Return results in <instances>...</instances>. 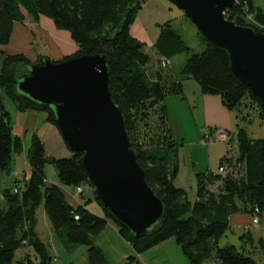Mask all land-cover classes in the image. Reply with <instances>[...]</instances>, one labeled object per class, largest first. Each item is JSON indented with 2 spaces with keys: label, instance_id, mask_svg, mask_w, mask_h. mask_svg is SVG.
I'll use <instances>...</instances> for the list:
<instances>
[{
  "label": "trees",
  "instance_id": "16d2710c",
  "mask_svg": "<svg viewBox=\"0 0 264 264\" xmlns=\"http://www.w3.org/2000/svg\"><path fill=\"white\" fill-rule=\"evenodd\" d=\"M145 1L0 0V45L10 42L15 22L24 21L26 14L36 22L46 16L57 28L68 30L78 46L75 53L58 62L89 54L107 57L111 97L124 117L131 148L145 171L148 185L167 208L165 221L160 227L152 229L146 236L134 237L129 228L116 221L102 204L84 166V153L73 151L63 138L71 156L58 158L49 155L43 140L33 133L28 150L31 170L24 186L17 192L15 184L5 189L0 186V264H14L16 252L27 245L39 257L38 264L53 263L49 247L37 233L40 205L44 206L54 230L62 235L67 249L77 245L88 247L89 264H110L105 250L95 242L110 220L116 223L121 237L138 253L174 237L188 264H264L245 252L242 246L239 249L233 244L222 246L219 243L229 228L231 215L241 210L237 197L244 198L246 212H251L255 206L264 210V137H251L237 123L241 151L238 158H234L233 153L230 158L226 157L227 154L222 158L221 166L228 163L226 171L228 169L230 173L226 176L213 171L197 174V201H191L188 192L175 184L180 170V143L173 136L165 98L169 94L182 93V85L177 78L168 82L159 68L156 74L147 71L153 57L146 51L145 42L131 34V26ZM249 14L264 23V12H255L252 0H238L235 7L226 11L227 18L235 23L259 31L248 18ZM199 34L206 47L201 52H194L180 32L167 22L161 26L154 44L156 54L160 60L170 62L174 55L189 52L181 77L196 80L206 94H219L224 105L232 111L241 112L242 105L253 107L252 104L256 103L264 116L260 99L233 71L229 54L215 47L200 31ZM44 58L40 55L33 62L24 54L4 56L0 71V173H10L13 155L23 151V142L13 131L10 107L19 111H44L46 120L59 129L49 108L34 103L16 90L18 65L42 64ZM248 99L250 103L245 102ZM236 118H240L239 113ZM47 163L56 167L63 185L73 186L75 190L83 188V204L72 205L61 185L48 183ZM243 171L245 176H242ZM216 180L222 184L220 194L208 188L209 182ZM1 195L5 196L4 199ZM91 201L98 202L104 216H98L86 207ZM245 237L250 236L245 233L240 238L244 240ZM257 243L264 249L263 239ZM25 259L29 260L26 257L16 262L22 264ZM133 259L129 257L128 264H133Z\"/></svg>",
  "mask_w": 264,
  "mask_h": 264
},
{
  "label": "water",
  "instance_id": "95a60500",
  "mask_svg": "<svg viewBox=\"0 0 264 264\" xmlns=\"http://www.w3.org/2000/svg\"><path fill=\"white\" fill-rule=\"evenodd\" d=\"M198 30L227 52L236 75L264 109V32L227 18L238 0H169ZM17 92L49 108L68 146L84 153V166L110 215L136 238L160 227L167 208L146 181L131 148L124 117L111 97L107 57L89 54L23 64Z\"/></svg>",
  "mask_w": 264,
  "mask_h": 264
},
{
  "label": "rangeland",
  "instance_id": "374dc122",
  "mask_svg": "<svg viewBox=\"0 0 264 264\" xmlns=\"http://www.w3.org/2000/svg\"><path fill=\"white\" fill-rule=\"evenodd\" d=\"M160 1L164 2L167 5L169 11L172 14V20L170 22L172 24V27L180 32L183 39L193 49L194 52L203 51L206 47V44L200 36L198 28L191 21V19L184 13L183 10L178 8L169 0ZM146 2L147 0L143 3V6L144 4H146ZM252 3L255 12L258 10L264 12V0H252ZM252 16L259 23H263L262 21L255 18L253 14ZM42 18V21H39L40 23L36 22L31 17L28 18L25 25L21 22V24L23 25V29H25V33H28L31 36V44H29V48L27 47L25 49V45L27 46V44L29 43V40L26 38L25 33H23L22 30H18L17 28L13 29V32L11 34V36L15 38L14 41L10 42L11 44L8 43L6 45H0V71L2 70L4 56L7 54H14V52H12V49L13 51H16L17 54H24L23 51H25L26 54L24 55L30 61H32V54L35 52L40 53L42 58L49 57L52 60L58 61L64 58L60 54L61 51L69 52L72 50V48H75L74 46H77V44L71 38V34L68 30L57 28L54 21L49 17L43 16ZM133 35L145 42L146 51L153 57L151 63L147 65V71L150 74H154L159 68V71L162 72V75L166 77V80L168 82H171V76H173V74H176L178 77L182 75V67L186 59L190 56L189 52L183 51L174 55L170 58L171 62L169 63L164 59H159V56L156 54L154 44L148 38L144 30L138 25H136L135 29H133ZM70 53H72V51ZM40 55L38 56V58L40 57ZM17 69V74H22L23 71H25L24 65H18ZM158 76H160V78H163V76L161 75ZM249 101L250 100L248 99V101L245 102L250 103ZM252 105L253 107H246V105H242V109L240 110L241 112H237L236 110L233 112H235V115L236 113H239L240 118L237 119V122L241 127H244L247 130L248 134L251 137L263 138L264 116L261 114V109L256 103ZM10 106H12L11 103ZM10 111L12 113L11 122H13L15 121L16 115L14 113L16 111L24 112L27 110L19 111L15 110L14 107H10ZM36 111L44 112L39 109ZM171 113L172 114L170 118L169 116L168 118L170 127L172 128L173 136L177 140V142L180 143L179 148L183 149L182 153L188 154L187 156L189 158H191L192 156L194 157L197 174L206 171H213L214 173H218L219 168L222 164V158L226 154L233 153L235 156L234 158H238L241 151L239 150V136L237 134V130L235 132L227 130L229 131V140L227 141L213 140V142H208L205 139L206 135H204L208 132H206V130H203L204 132L199 134L197 129L198 126H195L192 117L187 114L185 110H176L173 108V112ZM242 116H245L246 118L242 120ZM126 118V123L129 125L128 117L125 114V120ZM59 133L61 136V142L65 143L60 131ZM183 135H185L186 140H183ZM20 138L23 142V151L21 153L13 155L12 167L13 169H15V171H13L12 169L10 173H0L1 189L13 187V184H15L16 187L14 190L15 192H17L24 186L26 178L29 176L31 169L28 161V150L31 145L32 133H28L26 138L21 136ZM192 140H197L200 142L198 145L193 144L192 146ZM64 146V148L66 149L55 150L57 146L55 144L49 143L50 153L52 154L54 150V155H61L62 153H64V150H67V152H69L67 146ZM229 146L232 147V150L229 149ZM67 152H65V154H67ZM224 165L226 167L228 163L226 162ZM45 172L46 180L49 183H54L57 185L59 184L71 194L75 192L77 197H81L80 202H83L82 192L75 190V187L73 186H66L60 182L58 171L53 164L47 163L45 166ZM228 172L229 171L227 169V171H223L221 175L226 176L228 175ZM197 174H195V177H193V183L191 184L192 186H187L190 190L189 195L192 199L196 194L194 201H197L199 198L196 193L198 190V185L196 183ZM244 174L245 172L243 171L242 176ZM212 182H209L208 188L211 191H214L216 194H220V187H222L221 182L217 180L213 183ZM87 190H90V188H88ZM86 194L89 195L88 193ZM4 197L5 196L1 195V198L4 199ZM236 202L237 205L241 207V210L239 211H244L243 207L246 204L244 198L242 196H239L237 197ZM252 213L253 210L250 212L251 219ZM37 218V233L42 241H44L49 247L50 253L54 257L53 263L56 261L57 264H89L88 247L86 245H77L72 249H67L62 235L58 234L54 230L51 221L45 213L43 205H40L37 210ZM230 227L231 226L229 219L228 230L230 229ZM252 232L255 237L259 236L258 229L253 228ZM95 242L96 244L101 245V247L105 250L110 264H128L129 257L134 258L132 260L133 264H188V260L182 252L181 246L177 243L176 238L171 237L170 239L158 244L153 248L148 249L147 251H144L143 253H138L129 242L121 237V235L119 234L118 226L112 220L109 221L107 228L95 238ZM243 242L245 244L242 245V247L245 248V252L252 254V256H254L259 262L264 263V249L261 247V244H254L253 242H251L249 237H245ZM219 243L221 245H227L229 241L223 240L222 237ZM26 257L29 258V260L25 259V263L22 264H38L39 262V257L35 254L34 250L27 245L16 252L14 264H17L16 261L24 260V258ZM30 260L32 262H30Z\"/></svg>",
  "mask_w": 264,
  "mask_h": 264
},
{
  "label": "crops",
  "instance_id": "0c3cea01",
  "mask_svg": "<svg viewBox=\"0 0 264 264\" xmlns=\"http://www.w3.org/2000/svg\"><path fill=\"white\" fill-rule=\"evenodd\" d=\"M29 17L30 16L26 14L25 20L22 21L24 25ZM42 17L39 20L40 22L43 19ZM171 20H172V14L164 2H161L160 0H147L146 4H144L142 9L139 11L135 22L131 26V34L132 36H134L133 29H135V26L138 25L140 28L144 30V32L147 34L151 42L155 44L160 35V31H161L160 26H162L167 22H171ZM16 28L18 30H22L23 33H25V29H23V25L21 24V21L15 22L14 29ZM25 35L26 38L29 40L27 46L25 45V49H26L27 47L29 48V44H31L30 41L31 36L28 33H25ZM14 39L15 38L11 36L10 42H13ZM137 39L140 40L138 37ZM74 47L75 48H72V50L70 49L72 53H70L71 51L69 52L61 51L60 52L61 56L65 57L67 55H71L75 53L78 50V46H74ZM12 52H14V54H17V52L13 51V49ZM23 53L26 54L25 51H23ZM39 55L40 53L37 52L33 53L31 60L33 62L37 61ZM176 78L177 80L181 81L182 93L169 94L165 98V105L167 108L169 118L172 114L171 112H173V108L176 110L181 109V110H185V112L192 117L195 126L196 127L198 126L197 129L199 134L204 132L203 130H206V132L209 133L213 131L215 128H223L231 132H235L237 130L236 126L238 120L236 118L235 112L228 109L224 105L222 101V97L219 94L204 93L201 89L200 84L192 78L181 77V76L178 77L176 74H173V76H171V81H173ZM14 114L16 116H15V121H13L12 124H13V131L15 134L26 138L28 133H32V135L33 133H36L43 140L49 155L58 158L71 156L72 152L69 150L68 147L67 149L69 152H67V150H64L63 151L64 153H62L61 155H54L53 152H55V150L66 149L64 148L65 147L64 145L66 144L61 142L59 129L51 122L46 121V115H47L46 113L29 109L24 112L16 111ZM208 133H205L204 135ZM183 140H186L185 135H183ZM199 142L200 141L197 140L191 141L192 146L193 144L198 145ZM49 143L55 144L57 146L56 149L52 152V154L50 153L49 150ZM182 151L183 149L179 148L180 170L175 179V184L178 187L185 189L188 192V196L190 200L194 201L196 194L195 197L192 199L189 195L190 190L187 186L190 187L192 186L191 184L193 183V177H195V174H197L196 163L193 156L189 158L187 156L188 154L182 153ZM65 152H67V154H65ZM13 171H15V169H13ZM64 192L67 196V199L72 205L78 206L80 204H83L84 200L83 202L82 201L80 202L81 197H77L75 192L71 194L70 192H67L66 189H64ZM86 207L96 215L104 216V212L101 206L97 202L91 201ZM230 226H231L230 229L223 236V240L229 241L228 244H233L237 246L239 249H241V246L245 243H243V240L240 237L243 234L248 233L249 236L251 237V242L253 240V243L257 245L258 240L260 239L264 240V210L261 215V224L259 226L252 224L251 214L250 212H246V211H240L232 214L230 217ZM253 228L258 229L259 236L255 237V235L252 232Z\"/></svg>",
  "mask_w": 264,
  "mask_h": 264
},
{
  "label": "built area",
  "instance_id": "2783aa9c",
  "mask_svg": "<svg viewBox=\"0 0 264 264\" xmlns=\"http://www.w3.org/2000/svg\"><path fill=\"white\" fill-rule=\"evenodd\" d=\"M248 18L253 22V24L259 28V31H263L264 32V23H259L257 20H255L252 16V14H250L248 16ZM229 131H227L226 129L223 128H215L213 131H211L210 133L206 134V140L208 142H213V140H222V141H227L229 140ZM229 149L232 150V147L229 146ZM232 154V153H231ZM231 154H227L226 157L230 158ZM226 170L225 165L223 164L222 166H220L219 168V172L223 173V171ZM77 190L79 192L83 191L82 187H78ZM263 210L259 207V206H255L253 209V213H252V224L259 226L261 224V215H262ZM51 264H57L56 261L54 263Z\"/></svg>",
  "mask_w": 264,
  "mask_h": 264
}]
</instances>
